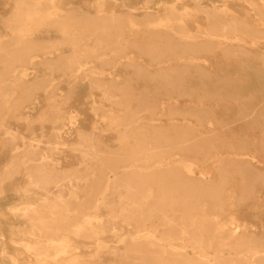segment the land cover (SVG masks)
Listing matches in <instances>:
<instances>
[{
    "label": "rangeland",
    "instance_id": "1",
    "mask_svg": "<svg viewBox=\"0 0 264 264\" xmlns=\"http://www.w3.org/2000/svg\"><path fill=\"white\" fill-rule=\"evenodd\" d=\"M56 1L52 14L50 0H0V264H173L169 242L224 264L258 251L252 264H264V186L223 181L221 165L243 163L216 162L264 171V136L231 143L242 121L200 99L225 73L262 74L250 66L264 52V0ZM180 169L197 201L159 198ZM193 212L210 224L202 245L197 224L178 230Z\"/></svg>",
    "mask_w": 264,
    "mask_h": 264
},
{
    "label": "bare ground",
    "instance_id": "2",
    "mask_svg": "<svg viewBox=\"0 0 264 264\" xmlns=\"http://www.w3.org/2000/svg\"><path fill=\"white\" fill-rule=\"evenodd\" d=\"M39 1V0H38ZM46 1V0H45ZM214 1V0H213ZM212 1V2H213ZM48 2V0H47ZM46 3V2H45ZM56 3L57 1L56 0H50V7H48V9L50 11H48L49 13H56V11L58 10V8L56 7ZM56 7V8H55ZM251 7V6H250ZM47 10V9H45ZM87 12V11H86ZM84 13V12H83ZM86 14V13H85ZM87 16V15H86ZM91 16V15H90ZM129 16V15H128ZM152 16V15H150ZM240 16V15H239ZM95 17V16H94ZM232 20V19H231ZM230 21V20H228ZM227 21V22H228ZM234 21V20H233ZM248 21V20H247ZM110 22H113V21H110ZM239 22V21H238ZM194 23V22H193ZM101 24V23H100ZM187 24V23H186ZM195 24V23H194ZM229 24V23H228ZM234 25H236V22L234 21ZM251 25V24H250ZM191 26V25H190ZM233 26L232 29L233 31H236V27ZM253 26V25H252ZM96 27V26H95ZM248 27V26H247ZM122 28V26H121ZM191 28V27H189ZM194 28V27H192ZM203 28V27H201ZM224 28H227V26H224ZM250 28V27H249ZM252 29V28H251ZM112 30V29H111ZM116 30V29H114ZM117 31V30H116ZM211 31V30H210ZM210 31H206L204 33V35L208 36V37H221L222 40L225 42H228V40H236V41H241L239 40L240 38L238 36H233L231 38V36H229L228 34H225V33H222L221 35H215L213 33H211ZM254 31L256 32H261L257 29H254ZM263 31V30H262ZM117 33V32H116ZM175 33V32H174ZM203 33V32H202ZM262 33V32H261ZM117 36V35H116ZM180 36V35H179ZM183 37V35H181ZM195 36V34H194ZM200 39V38H199ZM123 40V39H122ZM158 40V39H157ZM221 40V41H222ZM245 40V39H243ZM260 40V39H258ZM264 40V39H263ZM262 40V41H263ZM70 41V40H69ZM257 41V40H256ZM191 42V41H189ZM246 42V41H245ZM251 42V41H250ZM241 44L242 42H237V44ZM252 43V42H251ZM259 43V42H257ZM264 43V42H263ZM224 45V44H223ZM264 46V45H263ZM238 49H242V46L241 45H238ZM258 47V46H256ZM236 48V47H235ZM245 48V47H244ZM246 49V48H245ZM175 50V49H174ZM249 50V49H248ZM51 51V50H50ZM243 51V50H242ZM247 52V49L245 50ZM258 51V50H257ZM4 52V51H3ZM44 52V51H43ZM241 52V51H240ZM244 52V51H243ZM19 53V52H18ZM236 54V52H234ZM242 53V52H241ZM249 53V52H247ZM256 53V52H254ZM250 54V53H249ZM190 55V54H189ZM255 65L253 66H250L251 67H254L256 68V70H261L263 71L262 74L261 73H257V75L254 76V78H250L249 74L246 76L243 74V77L237 75V76H234L233 74H229V73H225L222 75V80L220 78L219 81H213L210 85L208 84L206 86V89H204V92H203V95L200 96V99L201 101H204V99H214V100H217V101H220L219 103L221 104L219 106V108L224 111V112H227V114L231 111L235 114V117L233 118L234 121H239L241 120L242 124L241 126L242 127H245L244 128V131L241 133H238L236 137H234L232 140L231 143H235V144H238V146H242L244 148L247 147L248 143L251 142V138H249V133H252L253 131H256V130H260L261 133L263 136H264V52H259L258 54H255ZM23 56V55H22ZM21 56V57H22ZM179 56V55H178ZM182 56V54H181ZM180 56V57H181ZM25 57V56H24ZM234 57V56H232ZM249 58V57H248ZM248 58H246V60H248ZM252 58V56H251ZM61 59V58H60ZM184 59V58H183ZM252 58V60H254ZM178 60V59H177ZM180 60V59H179ZM250 60V58H249ZM240 61H242L240 59ZM178 62V61H177ZM235 62V61H234ZM238 62V61H237ZM236 62V63H237ZM246 62V61H244ZM247 63V62H246ZM244 63V64H246ZM219 64V63H218ZM217 64V65H218ZM253 64V63H251ZM247 65V64H246ZM16 66V65H15ZM188 66V65H187ZM238 66V64H237ZM248 66V65H247ZM194 67V66H193ZM2 68V67H1ZM243 69L245 67H241L240 66V69ZM247 68V67H246ZM245 68V69H246ZM249 68V67H248ZM225 69L227 70H230V66L229 64H227L225 66ZM175 70V69H174ZM11 71V70H10ZM12 72V71H11ZM194 72V71H193ZM243 72V71H242ZM247 72V71H246ZM213 73V72H212ZM245 73V72H244ZM254 73V72H253ZM181 74V73H180ZM184 74V73H183ZM182 74V75H183ZM199 74V73H198ZM211 74V73H210ZM215 74V72H214ZM255 74V73H254ZM10 75V74H9ZM16 75V74H15ZM200 75V78L203 74H199ZM217 76H220V74H216ZM7 76V75H6ZM208 78H209V75H207ZM211 76V75H210ZM249 76V77H248ZM206 77V76H205ZM7 78V77H6ZM9 78V76H8ZM197 78V77H196ZM210 79V78H209ZM24 80V79H23ZM22 80V81H23ZM69 80V79H68ZM67 80V81H68ZM178 80V79H176ZM189 80V79H188ZM28 81V80H27ZM180 81V80H179ZM25 83V82H23ZM22 83L20 82V85ZM212 87V88H210ZM160 91V90H159ZM161 94V93H160ZM167 95V94H165ZM192 96V95H191ZM167 97V96H166ZM168 98V97H167ZM153 102V101H152ZM194 105V104H193ZM196 105V104H195ZM194 105V106H195ZM216 106V107H218ZM211 109V108H210ZM213 109V108H212ZM155 110V109H154ZM176 112V111H174ZM205 112V111H203ZM211 114V113H210ZM213 117H214V114H211ZM182 116V115H181ZM210 120V117L209 116H206V114H203V115H200V122L204 121V120ZM220 121V120H219ZM222 121V120H221ZM199 122V123H200ZM28 124V123H27ZM232 124V123H231ZM7 125V124H6ZM141 125V124H140ZM9 126V125H8ZM175 126H178V125H175ZM190 126V124H189ZM221 129H223V132L225 131V129L229 126V124L227 123H220V125H218ZM27 127H29L27 125ZM155 127V126H154ZM153 127V128H154ZM234 127V126H233ZM232 127V128H233ZM173 128V127H172ZM232 128L229 127V130L233 131ZM27 129V128H26ZM29 130V129H28ZM159 130V129H158ZM207 131V129H205ZM154 132V130H153ZM225 133V132H224ZM189 134V133H188ZM187 134V135H188ZM261 135V137H262ZM213 136V135H212ZM175 144L178 146H181L180 148L182 149H188L189 146H183L182 145V139L181 141L178 140V138H180V134L179 133H175ZM214 139H216V137H212ZM262 139V138H261ZM264 139V138H263ZM189 140V139H188ZM219 140V139H218ZM164 141L168 144H170L171 142V137L169 134H167L166 136H164ZM202 141V140H201ZM213 140L211 139H204L203 140V145H202V149L203 147L206 148V146ZM199 142V140H198ZM229 143L227 141H223L222 142V145H228ZM213 145V143H212ZM231 145V144H230ZM250 145V144H249ZM209 147V146H208ZM164 148V147H163ZM210 148V147H209ZM208 148V149H209ZM237 150V149H236ZM246 150V149H245ZM173 151V150H172ZM211 151V150H210ZM234 151V150H233ZM55 153V152H54ZM165 153L169 154V152H166L165 150ZM164 153V154H165ZM212 153V152H211ZM249 155V154H248ZM93 156V155H92ZM166 156V155H165ZM226 156V154H225ZM124 157V155H123ZM126 157V156H125ZM168 157V156H167ZM44 158V157H43ZM211 158V157H210ZM224 160H227L229 162H231L232 164H238L239 162L240 163H243V166H238L236 168H232L230 167L231 169H224L226 168V166L224 167L223 165H219L221 169V173L222 175L224 176L223 177V181L226 180V182L230 181V182H233L235 181L237 178L240 179V181L243 183V184H246L247 187H249V183H253L252 185L255 184H261L262 186H264V171L260 170V169H256L254 168L253 164H252V161L245 158V157H241V156H232L231 158H228V159H218L216 160V162H224ZM194 162V161H193ZM212 162V161H211ZM45 163V162H43ZM171 162H166V167L168 168L169 167V164ZM213 164V163H212ZM220 164V163H219ZM231 164V165H232ZM114 165V164H113ZM110 167V166H108ZM107 167V168H108ZM184 170L186 171H191L190 167L189 166H183ZM213 167V166H212ZM219 168V167H218ZM219 168V169H220ZM164 169V165L163 166H158L155 173H160L161 171H163ZM183 169H180L179 171H177L174 175V179H173V182L171 183V179H169V181L166 183V185H164L162 187L163 189V192L161 194H159V198H166L168 196H170V198L172 199H176L177 197H179L178 199H181V198H186L188 197L187 200H195L197 201L200 196H195L197 195L196 194V191H194L193 189V186H190L191 188L187 189L186 187V184H189L188 180H191L192 178H189L187 177L186 174L183 173L182 171ZM192 172V171H191ZM122 173H126V170H123ZM191 177V176H190ZM135 178V177H134ZM159 180H163L162 178H164L163 176L161 177H157ZM156 178V180H157ZM188 178V179H187ZM46 180V179H45ZM155 180V181H156ZM166 180V179H165ZM39 181V180H38ZM37 182V181H35ZM133 182V181H132ZM156 183V182H155ZM154 184V183H153ZM156 185V184H154ZM163 185V184H162ZM45 186V185H44ZM157 186V185H156ZM158 187V186H157ZM155 188V187H154ZM188 191H187V190ZM252 189V188H251ZM155 190V189H154ZM185 190V191H184ZM142 191V190H141ZM159 191V190H158ZM253 191V190H252ZM210 192V191H209ZM170 194V195H168ZM184 194H187V195H184ZM212 194H217V195H211L213 198H220L219 197V191H213ZM253 194V193H252ZM73 196V195H72ZM152 196L151 194H147V195H143V197H150ZM189 196H191V198H189ZM120 197V196H119ZM97 198V197H96ZM208 198V197H207ZM259 198V197H258ZM143 200V199H142ZM145 200V199H144ZM151 200V199H150ZM28 202V201H27ZM145 202V201H144ZM153 202V201H152ZM166 208V207H165ZM168 208V207H167ZM181 208V207H180ZM27 209V208H26ZM260 209V208H259ZM263 209V208H261ZM25 210V209H24ZM28 210H29V207H28ZM146 210V209H145ZM23 211V210H22ZM26 211V210H25ZM30 213V212H29ZM154 213V212H153ZM251 213V212H249ZM157 214V213H156ZM253 214V213H252ZM152 215V214H151ZM169 215V214H168ZM188 215V219L190 220L187 224H184L183 226L181 225L180 228L178 229L179 230V233H182V234H186L188 232L187 228L188 227H196V224L198 225V228H194L195 229V235L193 238V241L195 243H198L199 245H202L203 244V241H205L204 237H203V231H205L207 228L209 229L210 227V224L209 223H204L203 220L201 219H197L195 218L194 216H196V214L193 212V213H189L187 214ZM244 217V216H243ZM262 217V216H261ZM159 218V217H158ZM255 219V218H254ZM161 221V220H160ZM180 222V221H179ZM264 225V224H263ZM218 228V227H217ZM193 229V230H194ZM216 232H220V229L219 231L217 229H215ZM256 231V230H255ZM259 231V230H258ZM3 232V230H2ZM7 232V231H6ZM232 231L231 230H228V233H229V236L232 238L234 234L231 233ZM231 233V234H230ZM3 234V233H2ZM159 234V233H158ZM5 235V234H4ZM2 235V236H4ZM171 235H169L170 237ZM152 244H155L153 243V241H151V245ZM224 244V243H222ZM169 245H170V248L169 251L166 253L167 255L170 256H173V264H224V263H219V261H216V259H214V261H212L210 258H202V256L198 255L196 256L195 258H192V257H188L184 252L181 251V249L183 248V246H176L174 244H172L171 242H169ZM256 252L258 251H254L252 256H248L247 258L245 259H241V260H245L246 263L248 264H252L255 260V254ZM163 254V253H162ZM240 258V257H239ZM160 261L161 259H157V261ZM170 261V259L168 260ZM14 262L15 264H17V260L14 259ZM51 262V261H50ZM162 262H166L165 260L162 261L161 260V263ZM233 263V262H232ZM61 264V263H60Z\"/></svg>",
    "mask_w": 264,
    "mask_h": 264
}]
</instances>
